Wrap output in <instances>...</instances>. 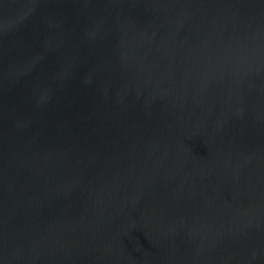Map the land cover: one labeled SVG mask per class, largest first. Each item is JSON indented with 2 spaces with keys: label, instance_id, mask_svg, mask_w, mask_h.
<instances>
[{
  "label": "water",
  "instance_id": "water-1",
  "mask_svg": "<svg viewBox=\"0 0 264 264\" xmlns=\"http://www.w3.org/2000/svg\"><path fill=\"white\" fill-rule=\"evenodd\" d=\"M0 264H264V0H0Z\"/></svg>",
  "mask_w": 264,
  "mask_h": 264
}]
</instances>
